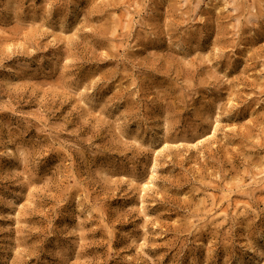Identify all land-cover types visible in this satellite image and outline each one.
Returning <instances> with one entry per match:
<instances>
[{
  "label": "rangeland",
  "instance_id": "1",
  "mask_svg": "<svg viewBox=\"0 0 264 264\" xmlns=\"http://www.w3.org/2000/svg\"><path fill=\"white\" fill-rule=\"evenodd\" d=\"M0 264H264V0H0Z\"/></svg>",
  "mask_w": 264,
  "mask_h": 264
}]
</instances>
